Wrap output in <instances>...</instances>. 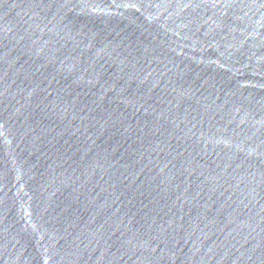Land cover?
I'll list each match as a JSON object with an SVG mask.
<instances>
[{
    "label": "water",
    "instance_id": "water-1",
    "mask_svg": "<svg viewBox=\"0 0 264 264\" xmlns=\"http://www.w3.org/2000/svg\"><path fill=\"white\" fill-rule=\"evenodd\" d=\"M0 264H264V0H0Z\"/></svg>",
    "mask_w": 264,
    "mask_h": 264
}]
</instances>
